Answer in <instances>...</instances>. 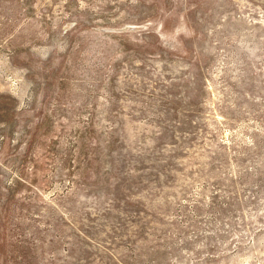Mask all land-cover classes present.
Wrapping results in <instances>:
<instances>
[{"label":"rangeland","instance_id":"374dc122","mask_svg":"<svg viewBox=\"0 0 264 264\" xmlns=\"http://www.w3.org/2000/svg\"><path fill=\"white\" fill-rule=\"evenodd\" d=\"M0 264H264V0H0Z\"/></svg>","mask_w":264,"mask_h":264}]
</instances>
